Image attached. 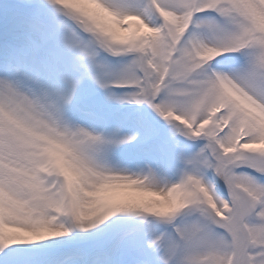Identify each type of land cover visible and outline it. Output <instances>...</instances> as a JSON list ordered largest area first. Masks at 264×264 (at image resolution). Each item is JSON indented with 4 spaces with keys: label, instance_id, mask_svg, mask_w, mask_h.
<instances>
[{
    "label": "snow or ice",
    "instance_id": "6c2138e0",
    "mask_svg": "<svg viewBox=\"0 0 264 264\" xmlns=\"http://www.w3.org/2000/svg\"><path fill=\"white\" fill-rule=\"evenodd\" d=\"M0 264H264V0H0Z\"/></svg>",
    "mask_w": 264,
    "mask_h": 264
}]
</instances>
